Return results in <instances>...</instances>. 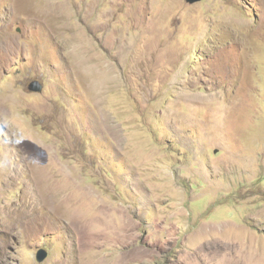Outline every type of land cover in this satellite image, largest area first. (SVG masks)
Masks as SVG:
<instances>
[{
  "label": "rangeland",
  "instance_id": "obj_1",
  "mask_svg": "<svg viewBox=\"0 0 264 264\" xmlns=\"http://www.w3.org/2000/svg\"><path fill=\"white\" fill-rule=\"evenodd\" d=\"M0 264H264V0H0Z\"/></svg>",
  "mask_w": 264,
  "mask_h": 264
},
{
  "label": "water",
  "instance_id": "obj_2",
  "mask_svg": "<svg viewBox=\"0 0 264 264\" xmlns=\"http://www.w3.org/2000/svg\"><path fill=\"white\" fill-rule=\"evenodd\" d=\"M190 3H195L200 0H187ZM29 89L34 92H42L44 89L43 83H41L39 80H34L30 83ZM48 256V251L44 248H41L37 253V259L39 262H43Z\"/></svg>",
  "mask_w": 264,
  "mask_h": 264
}]
</instances>
